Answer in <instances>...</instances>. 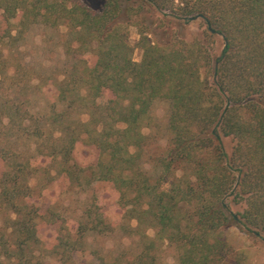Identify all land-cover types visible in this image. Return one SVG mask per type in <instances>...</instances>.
Wrapping results in <instances>:
<instances>
[{
  "label": "trees",
  "instance_id": "16d2710c",
  "mask_svg": "<svg viewBox=\"0 0 264 264\" xmlns=\"http://www.w3.org/2000/svg\"><path fill=\"white\" fill-rule=\"evenodd\" d=\"M154 12L164 19L153 20ZM198 20L203 31L186 40L183 30ZM40 21L66 26L75 38L68 54L79 59L45 110L28 97L18 102L16 76L0 72V264L66 262L60 248L85 252L88 232L106 223L87 213L63 232L60 216L34 202L59 181L107 185L124 221L148 217L156 229L99 264H158L156 242L175 248L178 264H249L225 232L235 227L264 241V0H106L100 12L80 0H0V45H15V32ZM157 100L169 104V139L164 154L149 158L153 180L142 130L153 125ZM83 143L99 151L95 166L75 161ZM39 158L45 169H35ZM40 170L48 185L35 178ZM42 225L58 232L51 248Z\"/></svg>",
  "mask_w": 264,
  "mask_h": 264
},
{
  "label": "rangeland",
  "instance_id": "374dc122",
  "mask_svg": "<svg viewBox=\"0 0 264 264\" xmlns=\"http://www.w3.org/2000/svg\"><path fill=\"white\" fill-rule=\"evenodd\" d=\"M83 4L96 12L103 9L106 0H80ZM153 20L164 19L157 12L153 13ZM177 28L172 24L171 29ZM15 32L19 37L15 45H0V72L8 76H16V84H13V90L18 91L14 94L18 102L25 98H31L33 102L46 109V103L55 99V88L64 76L68 74L72 64H76L79 59L67 51L68 44L74 42V36L71 35L66 26H50L43 24L41 21L30 26L23 31ZM180 30V29H179ZM203 31L201 21L191 23L190 26L183 30L186 40L200 35ZM214 32V30H213ZM139 30L135 26L130 27V44L133 47V60L140 63L142 60V50L138 47ZM218 39L215 47L221 52L223 44ZM75 44V43H74ZM73 44V45H74ZM87 54V53H86ZM87 67L94 65V57L91 55H82ZM80 64V63H79ZM78 64V65H79ZM5 79V80H6ZM6 86L10 84L5 81ZM168 110L169 104L164 100H157L152 107L153 125H145L142 132L149 137L147 145L144 148L145 168L151 172L153 180L158 178V172L152 168L149 158H155L164 154L168 148ZM83 119L88 121L89 118L84 116ZM228 151L233 147L231 140H225ZM29 154L26 153L27 158ZM75 161L82 167L95 166L100 160V153L94 146L79 144L74 153ZM48 162V161H47ZM45 158H39L34 165L36 168H46ZM184 168V167H183ZM4 171V165L0 164V175ZM35 178L42 185L47 183L44 170L35 173ZM187 177H190V171L187 169ZM175 176H182V173H175ZM34 185V182H33ZM48 185V183L46 184ZM43 196L39 197L38 190L35 204L42 210L50 208L60 216L64 221L62 231L72 229L80 222L87 221V213L92 218L103 220L106 223L101 225L97 232H88L86 251L79 249L73 251L69 246L65 249L60 248L58 251L61 255L69 256L66 262L55 264H99V258L117 254L123 247L137 246L144 234L150 238L155 237L156 229L153 227L148 217L143 218L139 223L136 220L124 221L122 209L118 205V194L108 188L107 185L98 184L96 187L64 184L56 182L43 189ZM41 196V195H40ZM37 199H40L39 201ZM240 208L234 207L237 212ZM115 230V231H114ZM40 234L43 241L49 244V248L55 243L58 235L56 229L48 225H42ZM229 243L239 250H243L247 256L249 264H264V241L256 240L242 233L238 228H231L225 232ZM142 242V241H141ZM158 250V264H178L177 252L175 248L168 246L166 243L156 242ZM58 251L52 256H56ZM60 258V256H59ZM56 261V260H55Z\"/></svg>",
  "mask_w": 264,
  "mask_h": 264
}]
</instances>
